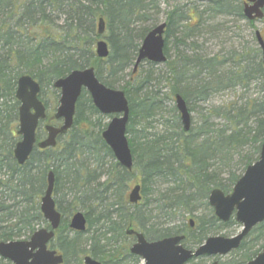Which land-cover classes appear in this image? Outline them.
Instances as JSON below:
<instances>
[{
    "label": "trees",
    "instance_id": "16d2710c",
    "mask_svg": "<svg viewBox=\"0 0 264 264\" xmlns=\"http://www.w3.org/2000/svg\"><path fill=\"white\" fill-rule=\"evenodd\" d=\"M155 1L0 0V174L3 169L8 170L0 179V243L27 240L37 229H50L40 212V198L50 170L55 175L53 197L61 215L50 247L63 256V264H82L85 256L102 264H138L140 259L129 252L133 243V238L126 235L129 228L143 233L149 241L184 236L183 245L195 249L208 237L237 225L233 219L227 223L216 219L208 197L214 189L230 193L245 169L258 160L264 142V67L260 50L254 51L255 55H237L232 51L229 57L208 56L194 41L203 32L205 12H210L212 19L222 16L246 21L240 0H207L206 11L198 14L193 9L188 16L174 7L165 19L166 75L155 79L158 85L165 83V99L174 102V96L180 95L191 114L196 103L208 100L213 93L237 86L245 88L252 81H257L262 97L245 102L237 98L214 106L207 113L199 111L201 123L194 127L191 119L187 133L175 105L174 133L149 136L145 126L136 131L137 123L150 124L163 100L158 99V91L150 83L151 70L156 65L143 63L150 68L144 78L138 76L143 64L133 72L140 44L156 26L155 21H149L151 10L157 8ZM100 18L105 22L103 36L97 33ZM187 19L178 38L177 22ZM246 23L254 26L253 22ZM204 29L213 33L216 26ZM101 38L109 48V55L103 60L93 51ZM171 38L176 40L177 48H182L172 60L168 54ZM226 63L232 65L228 67ZM90 67L100 83L125 93L132 171L116 162L105 169L106 157L114 160L101 138L107 124L100 119L106 117L99 114L85 91L77 101L73 126L58 138L57 146L42 151L34 148L28 161L17 165L13 158L18 141L17 79L28 75L36 80L43 101L44 88H52L56 80L74 70ZM129 68L132 70L125 80ZM45 107L49 109L47 104ZM212 118H219L222 123L215 124L210 121ZM46 122L59 125L52 114H48ZM44 135L40 127L37 140ZM238 165L242 167L240 174L236 170ZM134 181L141 186L143 202L131 205L126 196ZM162 181L167 188L154 201L157 207L153 211L158 214L155 220L171 217L180 210L193 215L198 206L208 208L209 213L197 217L193 228L189 223L173 227L168 222H151V211L146 209L150 192L147 185ZM69 195L71 200H66ZM76 212H82L86 218L84 233L69 228V219ZM252 231L256 235L250 243L244 239L236 264H246L264 248V223ZM254 247L260 249L254 251ZM0 264L9 263L0 258Z\"/></svg>",
    "mask_w": 264,
    "mask_h": 264
},
{
    "label": "water",
    "instance_id": "95a60500",
    "mask_svg": "<svg viewBox=\"0 0 264 264\" xmlns=\"http://www.w3.org/2000/svg\"><path fill=\"white\" fill-rule=\"evenodd\" d=\"M96 1V0H92ZM264 0H245L243 16L247 21H259L264 18ZM166 24L162 23L150 30L141 42L137 52L134 72L144 61L158 65L166 62L163 38ZM105 30L104 20L100 18L97 33L102 36ZM256 41L261 52L264 67V40L258 31ZM95 54L99 59L109 55L107 43L104 40L96 42ZM53 88L59 90L58 107L53 115L59 126L44 125L45 138L36 142V131L40 122L46 119V109L39 99L40 85L28 75L20 76L16 82L15 99L19 102L17 136L20 138L13 149V157L19 166L29 159L34 146L39 150L55 148L57 138L64 136L74 122L77 101L86 91L93 106L101 115L112 116L101 137L110 149L119 166L132 171L133 159L128 144L126 129L129 120V106L122 90L110 89L99 82L93 67L74 70L66 77L56 80ZM175 106L180 115V122L185 133L191 125L190 113L186 102L180 95H175ZM55 175L52 170L46 176V188L40 199V212L48 222L50 230L38 229L28 240L1 242L0 257L11 264H63V256L49 248L61 222V215L56 209L53 199ZM141 200L140 185L136 184L129 192L128 201L136 205ZM208 203L214 216L226 223L233 216L241 230L232 237L213 236L194 250L186 249L181 242L183 236H173L157 241H147L142 233L129 228L128 236H134L135 242L129 251L139 257L144 264H188L200 257H222L239 248L243 239L257 225L264 222V142L261 145L259 158L249 165L243 175L232 188L231 193L224 194L219 189L211 191ZM193 227V221H190ZM69 228L83 233L86 230V218L82 212L74 213L69 220ZM83 264H102L85 256ZM211 264H218L217 261ZM247 264H264V248Z\"/></svg>",
    "mask_w": 264,
    "mask_h": 264
},
{
    "label": "rangeland",
    "instance_id": "374dc122",
    "mask_svg": "<svg viewBox=\"0 0 264 264\" xmlns=\"http://www.w3.org/2000/svg\"><path fill=\"white\" fill-rule=\"evenodd\" d=\"M148 1V0H147ZM150 1V0H149ZM157 8L152 9L150 13V20L155 21L156 25L165 22V19L167 17L168 12H171V10L175 7L178 8L181 12L184 11L186 16H188L189 11L192 12L193 9L195 10V13L198 14L206 11L208 9V2L207 0H157L155 1ZM191 12V13H192ZM192 13L191 15H193ZM210 12H205L202 16V23L204 26H201L203 29V32L200 37L194 38V41L197 40V46L201 45L203 47V53L207 54L208 56H223V57H229L228 54L230 52H235L237 55H242L243 53H251L254 54V51L258 50V45L255 40V32L258 31L262 35L264 39V18L262 20L256 21L253 23V27L249 26L246 21L243 20H237L236 17H222L218 16L215 18L210 17ZM188 19L184 22H177V32L176 36H179L183 31V27L185 24H187ZM151 22H149L147 25H149ZM210 25H215L216 30L213 31V33L205 32L206 27ZM174 41H176L174 38L169 39L168 42V49H169V57L172 60L177 53L182 52L181 46L177 48L178 46H175ZM93 51H95V45L93 46ZM259 51V50H258ZM259 58H261V54H259ZM226 65L229 67L232 64L226 63ZM149 66L146 64H143L138 69V76L139 78H144L146 75H148ZM150 69V68H149ZM132 70V68H129L126 72V75L124 76L125 80L129 79V72ZM226 71L225 69H223ZM152 73V81L150 82L152 84V88L155 91H158V99H163L160 104V110L156 114L155 117L150 119V124L146 125L143 123H137L135 125L136 131L142 130V128L145 126V134L149 136H159V135H169V133H174L176 131L174 129V113L172 112V107L175 105V102H171L169 100H166V93L167 88H165V83L161 82L160 85H158V81H155L156 78H159L161 76L166 75V70L164 64L156 65L153 70H151ZM155 86V88L153 87ZM257 81H252L247 85V87L237 86L234 90L228 89L224 91H218L213 93L210 98L206 101H201L195 104V109L193 112H191V119L193 120L192 123L195 126H198L201 123V120L198 117V112L203 111V113H207L208 110L212 109L214 106H219L221 104H226L231 101H234V99L239 98V102H241V98L243 99L242 102H245L247 99H260L262 97V92L260 91L258 87ZM237 96V97H236ZM43 101L48 106V114H53L54 110L58 106V100H59V91L55 90L53 87H47L44 88V95H43ZM192 105V103H191ZM106 117L104 119H100L102 124H107L110 121V116H104ZM95 119V118H94ZM211 122H214L215 124H221L222 120L219 118H212L210 120ZM169 132V133H168ZM168 133V134H167ZM128 138H130V135H128ZM247 151V149H245ZM114 159V158H113ZM113 162H116L115 159L111 160L109 157H106L105 164L106 167H110ZM88 163H90L88 161ZM237 173L242 172V167L239 165L236 166ZM8 173V170L6 171L3 169V171L0 174V179H3V175ZM135 184V181L131 184L127 191V200H128V193L130 188ZM147 188L150 190L146 200L148 207H146L147 210H150V221L156 222L159 221V223H166L168 222L170 226L173 227H183L187 226L189 219H193L196 221L197 217L207 215L209 213L208 208L199 207L193 215H190L188 212H185L183 210L176 211L171 214V217H165V219H159L155 220L154 217L158 214L154 212L153 210L157 207L155 204V200L157 198V195L161 192H163L167 186L165 185V182H161L160 184L157 183L154 186L147 185ZM68 194V192H66ZM66 200H71V196L69 195ZM143 202V199L140 203ZM144 209V208H142ZM240 231V226L235 225L233 227L228 228L224 231L221 230V233L213 235H223L224 237H231L235 234H237ZM256 235V233H253V231L246 237L247 243H250L251 239ZM190 248V247H189ZM194 248V247H193ZM260 248L254 247V251L259 250ZM240 252L239 250L233 251L229 253L226 256L223 257H202L198 258L194 261H191L189 264H211L215 259L218 260L219 264H236L239 261L240 258ZM131 264V263H128ZM138 264H143V262L140 260Z\"/></svg>",
    "mask_w": 264,
    "mask_h": 264
},
{
    "label": "flooded vegetation",
    "instance_id": "af4514ba",
    "mask_svg": "<svg viewBox=\"0 0 264 264\" xmlns=\"http://www.w3.org/2000/svg\"><path fill=\"white\" fill-rule=\"evenodd\" d=\"M132 238H133V243H134V242H135V238H134V236H132ZM133 243H132V244H133ZM214 261H215V260H214ZM214 261H213V262H214ZM190 262H191V261H190ZM190 262H188V264H189ZM217 262H218V261H217ZM218 264H219V262H218Z\"/></svg>",
    "mask_w": 264,
    "mask_h": 264
}]
</instances>
